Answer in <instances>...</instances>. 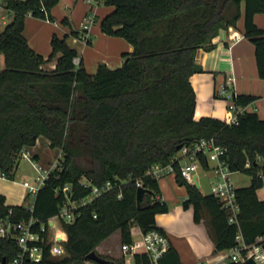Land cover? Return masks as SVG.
I'll use <instances>...</instances> for the list:
<instances>
[{"label":"trees","instance_id":"1","mask_svg":"<svg viewBox=\"0 0 264 264\" xmlns=\"http://www.w3.org/2000/svg\"><path fill=\"white\" fill-rule=\"evenodd\" d=\"M59 1L5 0L13 17L0 31V53L5 57L0 69V171L13 178L22 151L39 138L62 149L60 175L46 179L35 199V215L41 219L56 214L64 203L66 196L55 190L58 185L71 183L75 199L90 191L81 182L84 176L99 185L112 180L114 186L65 225L67 252L49 262L125 264L124 255L109 258L97 252L108 262L87 255L115 231H120L123 243L133 240L134 225L162 229L156 215L168 211L169 205L161 196L159 178L146 172L201 137L215 136L227 149L231 169L250 175V184L237 188L239 222L248 243L263 236L264 198L258 189L264 183V118L249 110L240 114L238 123L214 116L196 118L191 75L203 70L197 50L213 48L220 29L236 26L244 16V32L255 45L258 74L264 78V29L255 21V14L264 11V0H100L114 6L102 17V30L124 37L133 50L123 53L120 66L101 62L95 73L82 58L75 61L78 51L66 35H52V50L45 57L24 34L28 14L52 20L51 8ZM54 59V68L45 67ZM256 98L238 93L235 101L247 105ZM33 158L38 160L39 153L33 152ZM202 165L208 168L205 158ZM177 178L187 187L184 205L193 206L195 221L206 224L215 250L235 245L238 226L229 222L220 200L203 193L179 171ZM137 179L147 189L140 203ZM10 206L13 215L29 213L24 202L8 204L0 192V213L6 214ZM16 253V242L0 236V264H8ZM134 264L152 263L146 253H136ZM160 264L184 263L171 245Z\"/></svg>","mask_w":264,"mask_h":264},{"label":"built area","instance_id":"2","mask_svg":"<svg viewBox=\"0 0 264 264\" xmlns=\"http://www.w3.org/2000/svg\"><path fill=\"white\" fill-rule=\"evenodd\" d=\"M95 4L100 0H86ZM11 11L6 6L5 0H0V20L6 22V16ZM96 21V12L89 11L81 22L79 37L89 43L92 40V25ZM76 57L75 61L79 62ZM234 75H229L224 83L217 89L216 94L228 101V116L225 119L228 123H238L241 113L247 110V105H239L235 101L236 93L233 90ZM227 149L216 141L215 136L201 137L189 143L183 144L167 163L157 162L152 164L147 174L159 178L170 173H181L189 182L196 184V173L199 168L211 170L215 178L210 186L209 193L215 195L226 210L230 223H236V244L225 249L216 251L212 257L198 259L194 264H237L245 262L247 258L253 257L257 264H264V235L257 238L255 242L248 243L245 240L239 222L240 204L238 202V185L234 182L232 175L234 171L226 158ZM22 156L34 160L35 166L40 174L34 182L24 181L27 187L26 196L29 198L24 202L25 209L29 212L27 216L13 215V207L8 208L6 214L0 213V236L13 239L17 244V253L8 264H51L50 257L60 256L67 252L66 241L68 233L65 225L73 223L81 214V208L93 202L105 191L113 188L112 180L103 184H95L88 177H83L81 182L90 187L87 195L79 198L72 197L71 183H65L56 187V192H62L66 199L59 211L47 219H41L35 215V199L37 193L46 179L53 173L63 169L64 153H60L47 164L33 158L31 149H24ZM202 158L208 163V168L202 165ZM249 165V161L247 163ZM1 176L6 177L1 173ZM136 184L143 186L141 179ZM122 195L121 192L118 194ZM96 216V214H95ZM171 247L168 234L160 228L149 230L141 229L140 235L134 237L131 242H123L121 250L125 257V264H134L136 253H146L152 264H160V258Z\"/></svg>","mask_w":264,"mask_h":264},{"label":"crops","instance_id":"3","mask_svg":"<svg viewBox=\"0 0 264 264\" xmlns=\"http://www.w3.org/2000/svg\"><path fill=\"white\" fill-rule=\"evenodd\" d=\"M64 7L66 9L71 8L70 13L64 12V17H68L69 23H71V17L73 16L74 20H78V23H80L81 26L83 18L89 11H95L96 20L98 19L99 3L95 4L86 0H64ZM8 14H10V12ZM106 14H104V16ZM29 15L34 16L32 14ZM34 17L38 18V16ZM244 21V16H242L238 20L236 26L221 28L219 33L213 39L215 43L213 48L205 49L201 47L197 50L196 59L197 62L202 65L203 70L194 72L191 75V81L195 88L197 98L195 111L196 118L202 116H214L224 120L227 119L229 112L226 102L216 94V91L220 85L226 81L229 75H234L235 77L233 90L236 94L247 93L257 95V98L253 102L247 104V110L256 111L260 117L264 118V78H261L258 74L255 45L253 41L245 35ZM255 21L264 29V11L255 14ZM0 22L2 21L0 20ZM2 23H7V20ZM44 23L47 25L46 30L44 32L41 31L38 37L31 35L29 32L31 29H29L27 23L24 28V34L30 45L47 57L52 50V45L51 48L47 47V39L48 37L52 38V35L57 33L56 29H58L59 25L58 19L50 20L46 18ZM93 25L91 31L94 29ZM71 27L72 33H75L74 35H76V32L74 31L80 30V28L78 29L73 25V22ZM59 35L67 36L69 35V32L62 28ZM77 37L84 46L88 44L78 35ZM69 39L70 38L68 37L67 42L71 46H74V42ZM76 39L74 38V41ZM117 42L119 44L122 43L121 46L126 48L125 50H122V54L111 58H109L110 56L102 57V59H105L106 63L111 67L120 66L125 59L123 53L133 50L132 44L129 45L123 43L121 40ZM0 55H3V61L1 64L3 68L5 66V57L3 53ZM55 66L56 59L45 63V67L50 69ZM93 69L94 68H92V70ZM39 140L40 138L36 145L39 144ZM35 152L39 153L38 160L41 161L43 159L41 153L39 151ZM52 159L48 161H51ZM200 169H203L204 171H201ZM207 172L208 170L199 168L196 173L195 180L200 189L203 186L201 177L207 176ZM212 182L213 180L209 181L210 186ZM159 183L161 196L167 201L169 210L157 213L156 223L168 234L171 245L179 252L181 261L184 264H194L198 259L214 256L216 253L215 245L208 233L206 224L203 221H195L193 206L186 207L184 205L185 198L187 197V187L178 180L177 173H170L159 177ZM249 184L250 181L248 183H242L240 186ZM201 190L203 193H209L207 190ZM0 192L4 194V192ZM4 195L6 196V194ZM258 195L260 198H264V194L261 195L259 191ZM132 231L134 237H138L141 228L138 225H134ZM117 235L120 236V231H117ZM105 240H103L98 247L102 246Z\"/></svg>","mask_w":264,"mask_h":264},{"label":"rangeland","instance_id":"4","mask_svg":"<svg viewBox=\"0 0 264 264\" xmlns=\"http://www.w3.org/2000/svg\"><path fill=\"white\" fill-rule=\"evenodd\" d=\"M244 8V7H243ZM114 9L113 5H109L105 2L99 3V9H98V19L95 21L92 29V40L87 45L84 46V44L78 39L77 34L74 35L72 33V27L71 24L73 22V25H75L78 29L81 28L80 23H78V20H74L73 16L71 17L72 21L71 23L64 21L65 13H70L71 8H65L64 7V0H60L57 4H55L51 8V17L52 20L58 19V29H56L57 34H60L62 31V28L65 31L69 32V35L66 36V39L69 37L70 41H73L74 46L78 51V56L83 59V62L88 69L89 72L95 73L98 69V66L101 62H106L105 59H102L103 56H110L109 58L113 56L121 55L122 50H125L126 48H123L121 44H119L117 41H123V43L131 45L127 39H125L122 36L118 35H112L104 32L101 28V19L107 12ZM13 17V11H10V14H7L6 20L7 22L10 21ZM46 18L42 17H34L30 16L29 14L26 17L27 25H29V32L33 36H39L41 31H45L47 25L44 23ZM6 23L0 22V30L4 28ZM79 31V30H78ZM99 31V32H98ZM102 36V38H101ZM77 37V39H76ZM74 38L76 39L74 41ZM73 39V40H72ZM119 39V40H118ZM133 46V45H132ZM47 47L51 48V37L47 39ZM51 50V49H50ZM50 52V51H49ZM48 52V54H49ZM2 54V53H0ZM100 58V59H98ZM2 59V60H1ZM2 61H3V55H0V69L2 68ZM109 65V64H108ZM110 66V65H109ZM92 68H94L92 70ZM228 109V101L224 98ZM33 152L39 151L42 156L41 162L43 164H47L50 159H54L59 153L60 149L52 147L48 139L45 137L40 138L39 144L30 147ZM201 171H204L203 169H200ZM207 176H202V188L203 190L210 191V184L209 181L213 180L215 178L214 173L209 170ZM40 174L38 168L34 164V160L30 159L26 156H20L18 161V166L15 170V174L13 178L3 177L1 176L0 171V191L4 192L6 194V202L9 204H17L22 202H27L29 198L26 196L27 193V187L24 185L25 180H29L31 182H34L37 175ZM232 178L234 182L240 186L242 183H248L250 181V175L244 171H234ZM261 189V190H260ZM259 193L264 194V183L263 185L258 189ZM121 237L117 235V231H115L113 234L108 236L103 242L102 246L97 247V252L107 256V257H113V258H120L123 255V252L121 250ZM81 264H94L92 261H84Z\"/></svg>","mask_w":264,"mask_h":264},{"label":"water","instance_id":"5","mask_svg":"<svg viewBox=\"0 0 264 264\" xmlns=\"http://www.w3.org/2000/svg\"><path fill=\"white\" fill-rule=\"evenodd\" d=\"M146 191L147 189L144 186L138 187V192H137L138 203H140L143 200ZM87 258L91 260H95V261H100V262L109 261L107 258L98 254L96 250H92L90 253H88ZM245 263L246 264H257L253 257L247 258Z\"/></svg>","mask_w":264,"mask_h":264}]
</instances>
